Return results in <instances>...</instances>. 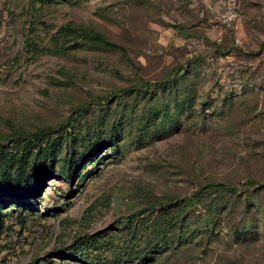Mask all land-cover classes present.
<instances>
[{
    "label": "rangeland",
    "instance_id": "rangeland-1",
    "mask_svg": "<svg viewBox=\"0 0 264 264\" xmlns=\"http://www.w3.org/2000/svg\"><path fill=\"white\" fill-rule=\"evenodd\" d=\"M181 68L196 110L220 115L164 122L132 91ZM85 130L99 150L69 178ZM33 134L47 136L37 148L55 141L54 157L32 160L30 186L17 188ZM248 179L264 182V0H0V264H91L71 257L87 235L104 239L94 255L132 264L124 254L143 251L135 240L161 206ZM216 231L148 264H264V238Z\"/></svg>",
    "mask_w": 264,
    "mask_h": 264
},
{
    "label": "trees",
    "instance_id": "trees-1",
    "mask_svg": "<svg viewBox=\"0 0 264 264\" xmlns=\"http://www.w3.org/2000/svg\"><path fill=\"white\" fill-rule=\"evenodd\" d=\"M81 35L100 48L115 46L99 33L83 30ZM190 76L189 70L181 68L154 84L142 81L141 85L132 91L148 96L151 102H155L153 108L157 110L154 114L159 117L163 116L164 122H173L174 118H179L184 114L182 113L184 111H192L190 114L192 121L201 111L206 115L207 111H211L208 113L209 115H220L218 114L221 113L220 109L210 105L206 106V102H200L201 110H196L198 105L197 90L189 80ZM89 127L92 129L94 125L90 124ZM116 132L118 131L116 130ZM89 133L88 130H85L77 135L82 137L79 141L82 140L86 144L82 143L81 151L73 152L67 167H64V173L68 174L69 178L74 177L77 171L82 175L83 172L80 169L83 162L99 150L95 142L90 143L91 139L87 141ZM45 139L47 136L43 138L39 134L25 138V141H28L24 147L27 154L20 163L22 167L19 169V178H16L12 185L17 188H27L30 186V181L24 176L27 173L28 164L31 165L32 160H34V164L40 162L45 164L46 161L54 157L55 141L52 143L48 139L45 146L41 145L37 148V141L43 144ZM76 155L78 156L76 157ZM94 161L92 160L90 163L92 164ZM43 167L45 166L43 165ZM81 175L80 178L84 176ZM158 210L160 215L157 217L153 233L144 238L140 236L135 240L138 242L143 240L145 244L143 251L134 252L131 250L124 254L126 257H131L132 264H148L155 260L157 255L171 250H179L186 245L196 244L195 240L198 238L212 239V236L218 234L216 230L222 232L224 228H228L227 234H231L230 236L235 238V242L239 244H251L264 238V182L254 179H248L241 187L225 182H209L191 196L173 200ZM138 229L140 230L141 227ZM134 231L136 228L129 230L130 234H126L128 237L126 240L134 239L133 237L136 235L133 234ZM182 231L185 233L180 234ZM96 237L87 235L81 238L79 240L81 246H78L77 252L72 253L71 257L81 259V261H91V264H126L127 261L124 258L117 259L114 263L94 255L100 250V243L104 242L102 237Z\"/></svg>",
    "mask_w": 264,
    "mask_h": 264
}]
</instances>
